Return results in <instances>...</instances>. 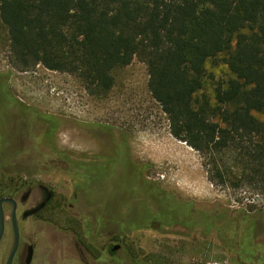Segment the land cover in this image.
I'll use <instances>...</instances> for the list:
<instances>
[{
  "label": "trees",
  "instance_id": "1",
  "mask_svg": "<svg viewBox=\"0 0 264 264\" xmlns=\"http://www.w3.org/2000/svg\"><path fill=\"white\" fill-rule=\"evenodd\" d=\"M0 45L12 68L74 74L94 96L108 94L116 70L137 58L172 135L200 152L211 183L264 194V0H0ZM209 60L231 73L212 75V93L204 91ZM4 78L8 100L23 104ZM135 167V188H147ZM14 179L0 180V197L14 192ZM250 207L217 232L237 239L243 264H260L264 210Z\"/></svg>",
  "mask_w": 264,
  "mask_h": 264
},
{
  "label": "rangeland",
  "instance_id": "2",
  "mask_svg": "<svg viewBox=\"0 0 264 264\" xmlns=\"http://www.w3.org/2000/svg\"><path fill=\"white\" fill-rule=\"evenodd\" d=\"M206 70L204 91L207 93L213 91L215 81L212 75L215 80L231 75L222 61L216 65L209 60ZM1 75L8 78L7 85L12 95L21 103L43 115L54 117L58 126L55 136L58 150L81 154L88 161L106 162L122 157L130 158L134 165H141V176L148 182L147 190L167 193L176 201L193 203L194 209L201 214H221L224 217L215 218L208 230H205L207 224H200L190 233L188 226L179 220V205L172 213L176 221L165 225L150 218L152 214L148 210L142 213L137 208L134 216L147 219L141 225L142 228L137 224V230L128 225L122 227L119 222L107 216L99 229L101 237L98 241H102V245L113 239L115 242L122 241L130 248L132 239L129 234L133 230L137 234L135 248L141 254L147 248L170 247L179 242V253L164 256V264H243L238 260L235 250L237 239L225 241L217 229L223 227L226 219L236 211L249 210L250 204L264 210V194L248 185L232 188L211 183L200 152L172 135L168 115L149 90V75L143 62L135 58L128 66L116 70L115 85L104 96L89 94L85 83L74 74L52 71L43 65L30 71L12 68L3 45H0ZM258 116L264 119V115ZM31 125H24L21 133L6 125L7 134L0 135V139L18 137L27 132L30 141H37L40 136L37 131L39 125ZM33 130L35 133H31ZM48 150L41 142L39 151ZM7 175L0 167V180L7 178ZM74 177L65 172L39 176L47 182L59 183L55 202L61 211L67 212L68 209L63 199H72L75 194L78 198L76 211L85 210L89 216H94L98 208L101 213L109 215L122 197H127L123 202L129 204L130 194H135L137 202L146 198L143 191H138L141 188H131L135 183L133 176L112 175L98 189L95 183L92 185V180L88 179L82 185ZM87 189L85 201L89 205L84 206L81 194ZM48 232L46 227H41L39 234H36L35 243H39L41 253L44 252L43 248L52 245L53 238ZM206 232H209L207 237L203 235ZM64 247L68 246L65 244ZM51 263L47 257L45 264Z\"/></svg>",
  "mask_w": 264,
  "mask_h": 264
},
{
  "label": "flooded vegetation",
  "instance_id": "3",
  "mask_svg": "<svg viewBox=\"0 0 264 264\" xmlns=\"http://www.w3.org/2000/svg\"><path fill=\"white\" fill-rule=\"evenodd\" d=\"M31 123L39 125L37 131L40 132V136L37 141H30L27 132L18 137L7 136L0 139V167L6 174L15 177L16 187L12 194L0 197V199H11L2 202L5 220L4 232L0 240V264H7L13 249L14 223L17 225L19 242L12 264H45L47 257L51 264H164L166 260L164 256L179 253V242H175L174 246L147 248L144 253H138L134 241L137 234L132 231L142 228L141 225L145 224L147 219L134 216L137 208L142 213L148 210L152 214L150 218L158 224L165 225L167 222L176 221L172 213L179 205V220L188 226L190 233L200 224H207L205 230L212 225L213 222H208L206 219L200 222L198 214L201 213L194 209L193 203L176 201L173 196L157 191V193L151 192L147 190L148 187L138 190L143 191L146 198L137 202L135 194H130V202L125 204L123 201L127 197H122L120 203L110 210L109 215L101 213L99 208L94 211V216L87 215L85 210L76 211L77 194L72 199L69 197L63 199L68 209L67 212L61 211L58 209V203L55 202L59 183L47 182L39 176L65 172L67 175H74V179H78L82 185L88 179L92 180V185L95 183L98 189L115 174L127 175L130 178L133 176L135 179L136 167L131 159L126 157L106 162L88 161L81 154L58 150L55 138L57 122L38 114L36 109L9 101L5 91L0 89V135L7 134L6 125L12 126L21 133L23 126L32 127ZM31 133H35L34 130ZM41 142L46 145L48 151H39ZM133 186L131 188L135 189V185ZM87 191L88 189L81 194V202L84 206L89 205L85 201ZM181 212L184 214H180ZM107 216L119 222L122 227L128 225L133 228L129 234L132 247H126L120 240L115 242L111 239L104 245L102 241H98L101 237L99 229ZM217 217L224 218L221 214ZM136 224L141 227L135 228ZM41 227L42 229L46 227L53 238L52 245L43 248V253L40 251L39 243H35L36 234H39ZM221 231L219 236H224L221 239L230 237L228 230ZM208 234L209 232H206L203 235L207 237ZM64 237L67 239L66 243ZM65 244L68 247H64Z\"/></svg>",
  "mask_w": 264,
  "mask_h": 264
},
{
  "label": "water",
  "instance_id": "4",
  "mask_svg": "<svg viewBox=\"0 0 264 264\" xmlns=\"http://www.w3.org/2000/svg\"><path fill=\"white\" fill-rule=\"evenodd\" d=\"M3 201H11V199H9V198L0 199V240H1V237H2L3 232H4V220H5L4 212L2 209V202ZM41 206H42V204H41ZM14 225H15V242H14V246H13V249L11 251V254L8 258L7 264H12L14 255H15L17 247H18V242H19L17 225H16V223H14ZM260 264H264V261L261 262Z\"/></svg>",
  "mask_w": 264,
  "mask_h": 264
}]
</instances>
